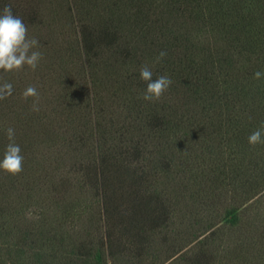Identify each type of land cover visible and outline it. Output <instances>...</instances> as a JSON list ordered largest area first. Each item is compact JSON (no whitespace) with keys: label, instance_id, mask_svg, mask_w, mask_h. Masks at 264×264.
<instances>
[{"label":"rangeland","instance_id":"rangeland-1","mask_svg":"<svg viewBox=\"0 0 264 264\" xmlns=\"http://www.w3.org/2000/svg\"><path fill=\"white\" fill-rule=\"evenodd\" d=\"M40 1L44 23L28 27V36L39 41L34 50L42 53V59L34 71L25 66L9 72V77L30 84L41 80L46 95L58 84L63 95H71L74 87L84 99L91 93L87 72L92 71L78 43L79 24L85 18L77 21L69 12L50 13L54 0ZM81 1L90 7L93 21L104 20L114 11L120 13L121 3H130ZM170 1L174 0H150V13L159 14ZM71 3L62 0L65 8ZM172 5L166 31L179 36L188 33L193 44L191 59L197 78L190 89L178 94L174 90L186 58L179 67V61L163 66L148 57L144 65L162 68L172 80L161 98L145 101L141 91L127 86L119 90L111 106H105L114 112L115 121L123 123L141 106L143 125L144 116L166 102L167 129L153 133L145 128V136L136 132L134 139L148 142L143 162L156 172L149 177L148 188L172 206L169 228L152 237L150 256L143 261L116 249L107 251L99 241V199L79 189V181L73 182L70 194L55 196L50 175L45 177L55 164L44 167L47 136L39 134L37 151L28 153L33 156L32 167L18 175L4 173L0 264H165L173 256L201 248L212 253L211 264H264V144L248 143L249 135L264 124V77L253 78L255 72H264V0H185L186 13L175 8L183 6L180 3ZM184 50L179 48L177 55L181 57ZM125 68L127 72L141 66L131 62ZM108 80L102 72L93 78L99 99L103 90L111 94L118 89L105 88ZM161 158H169V168L158 167L156 161ZM52 161L48 152L47 163ZM85 238L92 239L93 251L83 259L77 248ZM178 264L188 263L180 259Z\"/></svg>","mask_w":264,"mask_h":264},{"label":"trees","instance_id":"trees-1","mask_svg":"<svg viewBox=\"0 0 264 264\" xmlns=\"http://www.w3.org/2000/svg\"><path fill=\"white\" fill-rule=\"evenodd\" d=\"M127 1L130 3H121L123 6L120 13L114 11L104 20L93 21L89 16L90 7L85 8L81 0L78 3L77 0H69L73 5L67 8L62 5V0H54L55 6L50 8V13L61 15L69 12L77 21L83 16L85 18L79 24L78 43L87 68L92 70L87 72L91 93L81 99L73 87L71 95H63L58 84L57 89L46 95L43 81L38 80L37 84L27 83L23 78L12 81L9 73L0 70V85H12V94L0 99V159L9 143L6 136L8 127L15 129V143L20 146L24 157L23 169L32 167L33 156L29 157L28 153L37 151L40 144L37 136H47L45 142L48 143V150L42 161L45 162L44 167L48 168L55 164L51 168L53 172L45 174V177L50 175L49 182L55 196L70 194L75 186L73 182L79 181V189L87 190L99 199L102 228L100 245L110 253L116 249L131 259L143 261L150 256L152 237L169 228L173 210L167 199L160 198L148 188L149 177L156 174H153L154 166L143 162L148 142L146 138L134 139V136L136 132L145 136V128L153 133L165 131L170 123V115L164 102L158 110L151 109L141 125V106L135 105L133 116H127L130 120L123 123L115 121L114 112L105 109V106L108 103L111 106L119 90L127 86L144 93L146 82L140 79V70L125 71L131 62L136 67H142L148 57L156 60L161 51L167 53L158 62L163 63V66L169 63L174 65L179 61L178 66L181 67L186 58L187 63L179 71L181 75L174 86L177 94L190 89L189 84L197 78V71L191 59L194 49L190 35L180 33L179 36L166 31L167 19L173 11L172 4L180 3L183 6L175 8L186 13L185 0L170 1V5L165 4L157 15L150 13L153 10L149 5L152 4L150 0ZM5 5L11 6L13 15L20 17L27 28L44 23V7L40 0H0V12ZM179 48L185 49L181 57L177 55ZM187 69H190L189 73L185 72ZM151 71L153 79L164 75L162 68L156 67ZM98 72L110 78L105 88H118L111 94L103 90L100 99L94 91L93 81ZM28 86L36 87L39 93V111L32 110L35 98L25 100L22 97ZM108 115L113 116L114 120L107 119ZM48 152L52 154L53 161L47 163ZM156 163L163 169L171 165L169 158H161ZM5 181L6 175L0 171V189L5 186ZM10 183L13 185V182ZM163 237V241H167ZM92 251L91 238L79 241V256L83 259L91 257ZM213 258L208 249L201 248L173 256L165 264H178L180 259L188 264H211Z\"/></svg>","mask_w":264,"mask_h":264},{"label":"clouds","instance_id":"clouds-1","mask_svg":"<svg viewBox=\"0 0 264 264\" xmlns=\"http://www.w3.org/2000/svg\"><path fill=\"white\" fill-rule=\"evenodd\" d=\"M39 47V41L35 38H29L28 28L23 20L13 15L10 5H5L0 12V70L5 73L20 71L25 66L35 70L42 59V53L34 50ZM167 53L161 51L156 57V62H160ZM140 79L146 82V89L143 93L145 101H156L161 98L164 92L172 84L168 75L158 76L153 79V72L144 65L140 68ZM264 77V72L257 71L254 73V79ZM12 94V85L3 83L0 85V99H5ZM23 99L30 97L33 100L32 110L39 111V93L34 86H28L22 93ZM6 136L9 140L5 148L3 158L0 159V171L9 175H18L23 171L24 157L21 155V148L15 143V129L8 127ZM264 124L253 131L248 137V143L251 146L264 144Z\"/></svg>","mask_w":264,"mask_h":264}]
</instances>
